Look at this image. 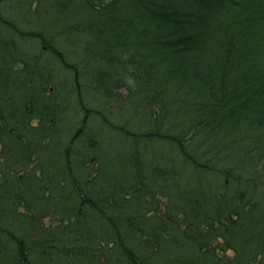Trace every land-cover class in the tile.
Returning <instances> with one entry per match:
<instances>
[{
    "label": "trees",
    "instance_id": "1",
    "mask_svg": "<svg viewBox=\"0 0 264 264\" xmlns=\"http://www.w3.org/2000/svg\"><path fill=\"white\" fill-rule=\"evenodd\" d=\"M4 1L0 264H264V0H11L18 19ZM28 37L73 73L82 120L125 121L131 151L66 124ZM154 138L179 159L139 158Z\"/></svg>",
    "mask_w": 264,
    "mask_h": 264
},
{
    "label": "rangeland",
    "instance_id": "2",
    "mask_svg": "<svg viewBox=\"0 0 264 264\" xmlns=\"http://www.w3.org/2000/svg\"><path fill=\"white\" fill-rule=\"evenodd\" d=\"M11 0L4 1L2 5L7 7V4H9L7 8V13H10V17L13 13H15V18L18 19V15L16 13V10L12 8L14 3L10 2ZM1 5V6H2ZM32 10L36 9V2L32 1ZM24 7V6H23ZM22 7V8H23ZM25 8V7H24ZM23 8V9H24ZM70 8V7H69ZM17 9H21L18 8ZM8 15V14H7ZM67 17V16H66ZM39 23V20H36L35 18H29L27 23L22 22L21 28L23 32H30L33 34H43V31L41 28H37L34 25H37ZM56 32H59L56 30ZM19 43L20 48L22 49L25 54L34 55L37 56L36 60H40V63H44L46 65V68L51 72V79L48 81L47 84V95L52 98H56L57 101H60L64 104H66L68 107L67 109L59 111L60 115L65 112L64 115H66V124L69 123L73 129L77 128H85L88 129L87 126L89 124V128H93L94 130L98 131V137L101 141V146H106V148L114 151L113 149H116V152H128L131 151L132 145L130 144V140H132L130 137H127L125 135V132L122 130L123 126L125 124L124 120L120 121H114V125L121 129V131H116L114 128H110L107 123H105V118H100V114L93 113L92 111H86L87 112V119H83L84 111L78 108L76 105V101L79 98V95L77 91H73L74 87V80H73V73L70 70L64 69L57 58L54 57V54L46 47L47 44L39 43L37 40L32 38H21L16 39ZM51 43L56 48H59L62 52H64L65 46L67 45L64 42V38L56 37L52 39ZM50 43V44H51ZM66 58L69 62L70 57L66 56ZM21 65H17L16 68H21ZM56 69V71H55ZM82 84H84V81L81 80ZM83 88V87H82ZM86 88V87H85ZM127 96V93L125 91H122V97L125 99ZM81 98L85 102L86 107H90L89 109H95L99 110L101 112V102L100 98L101 95L98 92H95L91 89H82L81 90ZM123 99V100H124ZM103 103L105 104V99L103 100ZM111 103V102H110ZM109 104V103H108ZM87 109V108H86ZM83 111V113H82ZM95 117L94 120H92V117ZM59 117V116H57ZM109 118V117H108ZM90 119L94 122L93 124H90ZM142 132L139 134H144L147 130L142 129ZM139 137V135H138ZM141 138L145 139L143 135H140ZM149 140H152L149 139ZM145 145V146H144ZM145 148V150L143 149ZM145 151V153L138 154V157L143 159V161L150 162L152 164L156 163V158L159 157L161 154H167L166 157H177L179 159V150L172 146L169 143H166L165 141H158L156 138L150 143L145 144L144 142H141V145L138 146V151ZM154 158V159H153ZM152 160V161H151ZM179 161V160H177ZM143 165V164H142ZM262 171V170H261ZM255 198L254 200H261L262 196L264 195V188H255L253 189ZM45 222L48 223L49 220L45 219ZM186 229V226H183ZM228 255L231 256L232 252H228Z\"/></svg>",
    "mask_w": 264,
    "mask_h": 264
}]
</instances>
